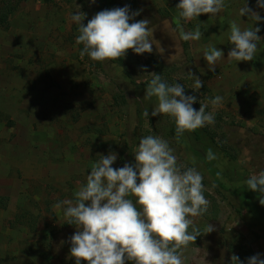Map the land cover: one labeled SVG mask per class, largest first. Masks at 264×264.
Returning <instances> with one entry per match:
<instances>
[{
  "label": "rangeland",
  "instance_id": "rangeland-1",
  "mask_svg": "<svg viewBox=\"0 0 264 264\" xmlns=\"http://www.w3.org/2000/svg\"><path fill=\"white\" fill-rule=\"evenodd\" d=\"M179 2L0 0V10L18 3L7 29L0 30V264H75L70 237L76 227L67 223L63 207L53 205L73 199L99 161L98 154L115 152L112 167L121 168L128 149L134 159L140 138L148 135L168 141L178 164L195 167L204 178L209 208L192 219L201 232L208 224L215 230L183 250L184 264H230L240 246L264 259V205L249 197L241 205L229 182L234 181L232 173L243 172L247 180L264 171V20L239 15L245 3L262 18L264 8L257 7V0H225L217 15L185 21L176 8ZM125 5L140 10L129 23L151 21L159 45H153L152 53L128 50L121 58L123 66L118 60L81 59L83 45L76 44L78 26L71 16L86 13L85 24L102 10ZM233 21L241 30L261 29L252 61L227 59L234 47L229 43ZM177 22L185 32L198 27L203 35L182 41ZM210 47L224 54L215 71L204 60ZM189 71L204 82L198 92L191 89ZM151 73L169 85L183 84L186 95L196 96V110L205 105L215 122L200 129L235 161L225 160L220 152L209 161L193 132L177 137L172 118L151 115L157 100L143 98ZM116 96L126 100L118 105ZM216 96L222 102L213 106ZM136 101L143 112L148 110V118L137 114Z\"/></svg>",
  "mask_w": 264,
  "mask_h": 264
},
{
  "label": "clouds",
  "instance_id": "clouds-1",
  "mask_svg": "<svg viewBox=\"0 0 264 264\" xmlns=\"http://www.w3.org/2000/svg\"><path fill=\"white\" fill-rule=\"evenodd\" d=\"M257 7L264 8V0H257ZM176 8L180 10V18L191 21L201 14L217 15L225 8V0H180ZM139 15L140 10L133 12L128 5L105 9L85 26L83 21L87 14L82 11L73 14L71 20L79 32L76 44L83 45L81 59L87 55L93 61H115L124 58L130 49L136 54L152 53L153 45L159 42L153 38L151 21L145 18L129 23ZM239 15H248L255 22L264 20L246 3L239 9ZM177 29L182 41H197L203 35L198 27L185 32L179 22ZM260 30L259 27L241 30L236 22H231L229 43L234 47L229 50L227 59L252 61L261 39L257 34ZM159 52H163L160 46ZM222 57L223 52L216 47L206 50L204 60L208 70L215 71ZM151 74L143 98H156L151 115L172 118L177 137L214 124V115L206 112L205 105L200 103L199 110L193 107L197 98L186 95L183 84L169 85L160 74ZM189 79L194 80L191 89L198 92L204 82L191 71ZM221 102L220 96L211 100L213 106ZM143 116L148 118L147 109ZM133 153L135 163H125L121 168L112 167L118 158L115 152L106 156L98 154L99 161L92 166L86 183L73 193V199L53 205L58 209L63 207L67 223L76 227L70 237V257L75 258V264L81 261L87 264H126V261L184 264L183 250L195 244L198 236L215 230L211 224L204 232L194 226L192 218L207 213L210 204L204 195V178L195 167L178 164L168 141L154 135L141 137ZM206 158L216 159L211 149ZM245 183L248 189L264 197V171L249 177ZM260 204L264 205V198L260 199ZM230 264L244 262L232 254ZM247 264H264V259L257 253L247 258Z\"/></svg>",
  "mask_w": 264,
  "mask_h": 264
},
{
  "label": "trees",
  "instance_id": "trees-1",
  "mask_svg": "<svg viewBox=\"0 0 264 264\" xmlns=\"http://www.w3.org/2000/svg\"><path fill=\"white\" fill-rule=\"evenodd\" d=\"M18 7V3L16 5H8V7L3 8L2 10H0V30L1 29H7L8 27V20H9V16L16 10V8ZM87 25V22L85 23V26ZM119 64L123 66V60L119 59L118 60ZM124 72L126 74V76L131 79V74L124 69ZM131 83L133 85H135L136 90H138L140 88V85L137 84L135 81L130 80ZM137 95V94H136ZM115 102L119 105L120 102L119 100H121V103H124V101L126 100L125 96H116L114 98ZM136 111L137 114L139 116H142V106L141 104L136 101ZM193 134L195 135L196 140L201 144L202 148L204 149V151H206V153L208 152L209 149H211V151L214 153H218L220 152L225 160L227 159V161L233 162L236 159H234V157H232L226 150L221 149L218 145H214V140L210 139L207 140L206 139V132L200 128H198L197 130L193 131ZM206 139V140H205ZM128 161L127 163L129 164H134L135 161L132 157V149L129 148L128 149ZM244 175L245 173L243 172H239V173H232V177L234 178V181H229L230 184L233 187V191L235 192L236 196L239 197V200L241 202V205H246V197H249L251 199H261L264 198L261 196V194L259 192H254L250 189L247 188V185L245 183L246 179H244ZM237 256H239L240 260L244 262V264H247V258L252 256V252L251 249L244 247V246H240L237 250ZM126 264H131V262L126 261Z\"/></svg>",
  "mask_w": 264,
  "mask_h": 264
}]
</instances>
